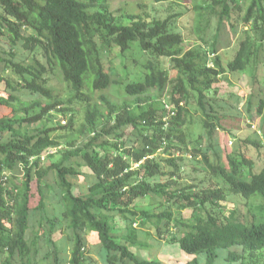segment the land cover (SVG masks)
I'll use <instances>...</instances> for the list:
<instances>
[{"label":"trees","instance_id":"16d2710c","mask_svg":"<svg viewBox=\"0 0 264 264\" xmlns=\"http://www.w3.org/2000/svg\"><path fill=\"white\" fill-rule=\"evenodd\" d=\"M195 10L198 39L186 47L182 12L117 17L108 0H0V36L10 42L7 50L0 41L8 72L0 76V108L8 110L0 113V264H100L94 256L104 264H164L134 251L145 247L137 220L195 256L187 264H201V256L218 264L223 254L231 264H264V168L257 171L251 155H261L264 140L254 132L228 153L216 138L222 119L234 115L229 109L241 115L243 100L221 98L219 83L244 74L252 91L261 82L264 0H201ZM225 24L241 36L227 65L219 54ZM19 43L31 58L17 59ZM135 46L148 56L141 76L115 79L104 49L125 56ZM57 74L70 89L67 101L52 88ZM115 85L132 103L101 96L103 111L95 96ZM254 99L247 110L256 106L262 116L264 98ZM75 104L85 110L80 124ZM193 108L203 131L196 137ZM56 115L62 122L50 126ZM50 149L57 152L45 157ZM188 159L201 168L194 183L182 178ZM231 196L242 206L233 200L229 208ZM142 199L151 208H139Z\"/></svg>","mask_w":264,"mask_h":264},{"label":"rangeland","instance_id":"374dc122","mask_svg":"<svg viewBox=\"0 0 264 264\" xmlns=\"http://www.w3.org/2000/svg\"><path fill=\"white\" fill-rule=\"evenodd\" d=\"M201 0H172L171 2L166 3H155L152 0H108L109 7L112 12L115 13L117 17H120L123 13L130 14H139L140 12H147L153 18L164 19L170 14H175L177 12H182L183 17L179 21V26L181 30L184 32L186 36L187 42L185 44L186 47H190L192 44H195L197 41V36L193 32L195 27L196 20V10L195 6L200 4ZM225 29H223V34L220 37V56L224 60L227 65L229 61H231L236 52L239 49V40L241 36H237V34H232L225 24ZM213 27H215V21H213ZM241 30V29H240ZM213 32V31H212ZM210 32L209 35L212 34ZM0 41L2 46L5 49L9 50V39L7 36H0ZM133 45H138V43H134ZM139 46V45H138ZM17 59L23 60L27 58H31L32 54L27 51L21 43H19L16 47ZM102 59L105 66V69L114 75L115 79L121 80L127 78L128 80H133L136 77L141 76L142 70L140 68L139 63L146 62L148 56H142L139 52L138 48L135 46L130 52L126 53L125 56H122L119 49L112 48L110 50H105L102 53ZM138 60V62H137ZM174 74V72H173ZM8 72L5 70V65L0 62V76H6ZM259 78H261V82H257L253 85V89L251 91L250 79L246 75H229L225 80H223L217 88L219 89V96L221 98H230L231 94H238L243 96L242 103L240 104L239 111L241 115L236 114L232 109H229L232 114V118L227 117L226 120L222 119L223 129L217 132L216 138H220L221 146L225 148L226 152H232L234 147L239 144L240 141L245 140L249 137H255V133H259L264 140V111L262 116L257 115L256 106H253L249 111L247 110V99L250 98V94L252 93L255 97L253 100L254 105L256 103L257 98H264V67H260L258 72ZM52 88L60 94L62 100L67 101L71 96L69 92V87L63 81L60 74H57L52 79ZM5 89V85L0 83V93ZM240 91V92H239ZM88 92V91H86ZM101 96L106 97L114 104L121 105L125 100H128L132 103V98L127 99L124 88L121 85H115L111 87L109 91L106 93H98L95 96V103L101 107L103 111H107L108 106L105 102L101 100ZM249 96V97H248ZM232 103H235V99L231 98ZM73 110L76 113L77 123L80 124L83 122V118L85 116V110L81 105L75 104L73 106ZM8 112L6 108H0V113L5 114ZM193 120H195V124L192 125L191 131L194 132V137L199 134H202V124L200 122L201 116L200 111L196 108L192 109ZM62 116L59 115L55 117L53 122L50 123V126H58L60 122H62ZM64 124V123H63ZM78 127V125H77ZM64 147H67V143L62 142ZM207 137L205 138V142L203 143L204 152H208L210 148L208 147ZM216 146V147H215ZM212 150H220V146L215 144ZM258 153L252 150L251 155L254 156L257 163V171H261L264 168V149L261 151V155L256 156ZM187 160V167L185 171L182 173V178L184 182L194 183V179L196 177L200 178L199 171L201 168L196 167L194 165L196 161ZM201 160L198 159L197 163ZM50 163V159L46 158V164ZM137 167V165L135 166ZM196 167V169H195ZM49 182L53 181L52 175H50ZM77 192V190H76ZM231 196L229 198V203L227 206L229 208H233L234 205L232 201H236L239 199L237 197ZM237 201V202H238ZM138 207L142 209L151 208L148 199H142L137 201ZM238 205L242 206L243 202L240 200ZM192 215L191 210H186L183 213L185 219H189ZM119 218V217H118ZM137 224L134 227L141 231L139 234V241L145 247L134 249V251L145 259H158L161 260L164 264H187L194 260L195 256L186 254L177 244H171L168 241V236L159 238L156 235L155 230L151 227L142 228L141 222L137 220ZM119 226H124L123 222H118ZM226 254H223L221 260L218 264H231L224 262V257ZM100 264H104L102 258L99 256H94ZM95 259V260H96ZM201 264H205L206 261L204 256L200 258ZM233 264V263H232Z\"/></svg>","mask_w":264,"mask_h":264},{"label":"built area","instance_id":"2783aa9c","mask_svg":"<svg viewBox=\"0 0 264 264\" xmlns=\"http://www.w3.org/2000/svg\"><path fill=\"white\" fill-rule=\"evenodd\" d=\"M65 123V122H64ZM57 152V149H50L49 151H48V153L45 155V157L47 156V155H50V154H55Z\"/></svg>","mask_w":264,"mask_h":264}]
</instances>
